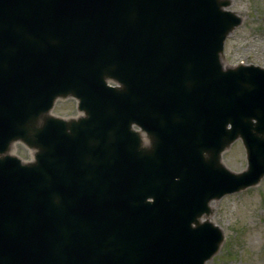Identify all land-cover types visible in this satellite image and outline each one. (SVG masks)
Masks as SVG:
<instances>
[{
  "label": "water",
  "instance_id": "water-1",
  "mask_svg": "<svg viewBox=\"0 0 264 264\" xmlns=\"http://www.w3.org/2000/svg\"><path fill=\"white\" fill-rule=\"evenodd\" d=\"M230 4L0 0V264L218 252L211 202L264 175V69L223 66L242 22ZM69 97L80 115H52ZM237 139L247 165L233 172L222 153Z\"/></svg>",
  "mask_w": 264,
  "mask_h": 264
},
{
  "label": "rangeland",
  "instance_id": "rangeland-1",
  "mask_svg": "<svg viewBox=\"0 0 264 264\" xmlns=\"http://www.w3.org/2000/svg\"><path fill=\"white\" fill-rule=\"evenodd\" d=\"M228 10L242 17V24L226 39L223 65L255 64L264 68V0H230ZM63 118L76 117L73 99L58 100L51 112ZM12 154L24 161L32 152L15 143ZM222 162L234 172L246 167L245 153L239 140L222 153ZM210 221L224 234L218 252L205 264H264V176L243 191L211 202Z\"/></svg>",
  "mask_w": 264,
  "mask_h": 264
}]
</instances>
